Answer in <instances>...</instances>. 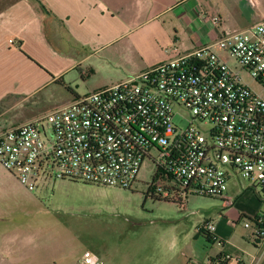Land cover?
I'll return each mask as SVG.
<instances>
[{"label": "built area", "instance_id": "1", "mask_svg": "<svg viewBox=\"0 0 264 264\" xmlns=\"http://www.w3.org/2000/svg\"><path fill=\"white\" fill-rule=\"evenodd\" d=\"M215 45L226 58L209 47L181 53L0 132V165L29 192L51 178L125 189L148 159L161 199H224L233 176L264 198V97L244 79L264 91V17ZM252 225L264 250V214L244 222ZM215 231L212 220L198 228ZM81 262L99 264L89 251Z\"/></svg>", "mask_w": 264, "mask_h": 264}, {"label": "crops", "instance_id": "2", "mask_svg": "<svg viewBox=\"0 0 264 264\" xmlns=\"http://www.w3.org/2000/svg\"><path fill=\"white\" fill-rule=\"evenodd\" d=\"M263 17L264 0H0V132L46 115L30 116L37 96L64 93L62 108L181 53L209 47L226 58L216 41ZM100 72L108 75L106 83L90 86ZM0 171L1 204L23 186ZM250 185L229 179L225 198L218 199L222 214L215 216L214 238L198 232L183 264H217L221 253L230 254L228 264H264L254 225L246 238L237 234L241 218L264 214V198Z\"/></svg>", "mask_w": 264, "mask_h": 264}, {"label": "rangeland", "instance_id": "3", "mask_svg": "<svg viewBox=\"0 0 264 264\" xmlns=\"http://www.w3.org/2000/svg\"><path fill=\"white\" fill-rule=\"evenodd\" d=\"M107 79L100 72L89 85ZM244 79L264 97L258 83ZM58 102L63 104L56 109L66 102L64 93L37 96L30 116L46 114ZM156 173L147 159L125 189L53 178L33 192L18 187L0 204V264H82L86 250L99 264L186 263V245L200 235V225L222 214L221 201L201 195H189L184 206L159 200L148 192L153 181L165 185ZM245 221L237 225L239 237L251 230Z\"/></svg>", "mask_w": 264, "mask_h": 264}, {"label": "trees", "instance_id": "4", "mask_svg": "<svg viewBox=\"0 0 264 264\" xmlns=\"http://www.w3.org/2000/svg\"><path fill=\"white\" fill-rule=\"evenodd\" d=\"M68 89H70V88H68ZM148 192H151L152 196H154L155 198H157V199H159V200L161 199L160 197L156 196V195L151 191L150 186H149V190H148ZM175 203H177V202H175ZM207 238L212 239L211 236H207ZM222 254H224V253H221V255L218 256L217 260H219V259L221 258Z\"/></svg>", "mask_w": 264, "mask_h": 264}]
</instances>
